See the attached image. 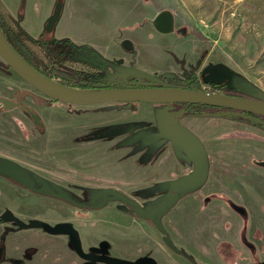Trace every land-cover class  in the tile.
Listing matches in <instances>:
<instances>
[{
  "label": "rangeland",
  "instance_id": "374dc122",
  "mask_svg": "<svg viewBox=\"0 0 264 264\" xmlns=\"http://www.w3.org/2000/svg\"><path fill=\"white\" fill-rule=\"evenodd\" d=\"M168 1L176 10L181 3ZM59 2L61 16L47 32ZM0 3L22 30L21 25L41 30L50 58L39 57V46L15 31L18 54L69 89L120 90L160 80L174 88L264 101V4L258 0L241 5L224 0L222 19L208 32L178 10L176 32L169 34L155 29L153 17L144 19L136 0ZM0 38L14 50L1 28ZM127 46L134 49L127 52ZM219 67L230 72L226 85L205 82L206 71ZM0 160L22 166L38 186L49 184L94 206L81 208L65 196L38 193L0 175V238L6 229L0 264H98L82 260L68 236L32 227L40 223L70 225L82 236L84 251L125 264L151 256L162 264L157 255L162 243L175 247L161 252L166 264L264 262V169L252 164L264 160V127L242 117L186 112L180 103L57 101L0 56ZM196 165L203 168L199 180L188 176ZM108 189L137 206L115 198L97 208ZM185 197L197 211L180 218L185 212L178 210L166 219ZM7 212L20 224L2 218Z\"/></svg>",
  "mask_w": 264,
  "mask_h": 264
},
{
  "label": "water",
  "instance_id": "95a60500",
  "mask_svg": "<svg viewBox=\"0 0 264 264\" xmlns=\"http://www.w3.org/2000/svg\"><path fill=\"white\" fill-rule=\"evenodd\" d=\"M63 3H57L55 11L48 23L46 31L53 32L54 28L61 16ZM155 29L158 32L169 34L175 31L176 21L175 15L171 10L164 9L160 11L152 20ZM0 56L25 80L34 87L39 89L45 95L54 100L62 101L70 104L89 105L104 102H145V103H199L211 105L219 108L221 111L210 112L213 116H245L246 114H257L264 116V101L251 98H244L230 95H220L207 91H195L182 88L171 87L168 83L158 81L163 88L148 89H120V90H103V91H78L69 89L63 85L55 83L50 78L42 74L26 60H24L15 50H13L6 42L0 38ZM229 71L226 69H215L204 75V81L211 84H224L228 81ZM257 119V118H256ZM264 123V120L257 119ZM264 166V160L258 161ZM0 174L6 176L12 181L30 188H34V180L28 176L19 166L11 161L0 160ZM40 192H47L50 195L62 197L67 195L66 192H57L49 185H44L39 189ZM111 197H106L108 191H105V198L96 206L104 207L107 202L114 196L128 201L129 199L119 190L110 189ZM70 201L81 208L92 209L94 206L78 203L70 198ZM47 231L57 234L71 235L77 244L78 251L82 256L85 255L82 250L81 240L78 231L67 224L52 226L44 224ZM142 264H155L154 261H145ZM264 264V263H263Z\"/></svg>",
  "mask_w": 264,
  "mask_h": 264
},
{
  "label": "crops",
  "instance_id": "0c3cea01",
  "mask_svg": "<svg viewBox=\"0 0 264 264\" xmlns=\"http://www.w3.org/2000/svg\"><path fill=\"white\" fill-rule=\"evenodd\" d=\"M136 1H138V3L140 4L139 5V7H140L139 11L141 13L143 12V15L142 16L144 17V19L147 18V20H148L151 17L155 18V16L160 11H162L164 9H168V10H171L174 13V15H175V21H176V19L178 18V12L177 11L179 10V12H182L183 16H185L186 19L188 18V20L192 21L190 24L195 23L196 25L199 26L200 30H202L203 32H208L210 30V28H215L216 27V24L220 22V20L222 19L221 18V16H222L221 15L222 6L224 4V0H195V1L193 0L194 2H191V1L190 2H187L186 0H180L181 3L178 4L177 10H176V8H174L173 5H170L168 3L169 2L168 0H136ZM232 1L236 5H241V4H252V3H254L257 0H232ZM258 1H260V2H262L264 4V0H258ZM236 10H237V8H236ZM217 13H218V15H217ZM213 15H214V18L212 19V16ZM212 21H213V23L215 25L209 24V23H212ZM214 21H216V22H214ZM176 25H177V22H176ZM21 26L24 28V30L28 33V35L32 39H34L36 41H39L40 43L41 42H45L41 38V36H42V34H40L41 33V30H37L35 27L28 28V27L23 26V25H21ZM174 32H176V30ZM127 42H131V41L128 40ZM131 43H133L132 46H134V42L132 41ZM129 46H127L126 47L127 49H125L127 52H130L131 51L130 49H134V47L131 46V48H130ZM209 51L211 53V50H209ZM205 56L206 57L207 56H210V54H206ZM204 68H206V65H205ZM211 69H225V68L219 67V68H211ZM208 72H209V70H208ZM208 72L206 71V73H208ZM190 172H192V171H190ZM184 199L185 200H182V201H180L178 203L179 207H178V205L175 206L173 209L170 210L169 213L166 214V219H167V217L169 218L170 216H173V214H175L176 211H178V210L185 212L184 215H181V216H180V214L178 215V217L180 216V218L187 217V212H192L194 210L197 211V207H194L195 206L194 205V201H193V199L191 197H185ZM187 200H190L191 201L188 204V206L186 204L187 203ZM189 205H193V206H189ZM180 208H182V209H180ZM180 218H178V220L176 221V223L179 222V219ZM132 219L134 221H138L135 217H133ZM141 220H143V219H141ZM164 228H165V226H164ZM159 245H161V246H160V250H157L158 251L157 252V255L161 259L162 264H166V261L164 259V255L161 252L163 250H167L169 252H172V250H173L172 247L173 246H170V245H168L166 243H162V244H159ZM210 247L212 248V250L214 249L213 244H212V246L210 245ZM173 248H175V247H173ZM144 252H147V251H144ZM196 252H197L196 253V256L205 257L204 254H203V252H201V251L199 252V250H196ZM209 252L210 251L206 252V254H208ZM151 257L158 264L157 259L155 257H153V256H151ZM185 261L187 262L186 264H193V263H190L189 261H187L186 259H185ZM179 263H181V262H179Z\"/></svg>",
  "mask_w": 264,
  "mask_h": 264
},
{
  "label": "flooded vegetation",
  "instance_id": "af4514ba",
  "mask_svg": "<svg viewBox=\"0 0 264 264\" xmlns=\"http://www.w3.org/2000/svg\"><path fill=\"white\" fill-rule=\"evenodd\" d=\"M50 33H52V32H50ZM210 72V71H209ZM229 78H230V72H229ZM228 78V79H229ZM154 82H153V84L152 85H150V86H139V87H130V88H127V89H148V88H163L164 86L163 85H161L157 80H153ZM182 89H189V90H195V91H204L202 88H196V87H193V88H182ZM213 93V92H212ZM239 97V96H238ZM245 98V97H244ZM180 104H185V103H180ZM7 105H8V103H7ZM209 106H211V105H209ZM213 107V106H212ZM214 109H216V111H221L219 108H217V107H213ZM203 113H205V112H203ZM239 117H242L243 118V120H246L248 123H252L253 125H257V126H259V127H264V123H262V122H260V121H258L257 119H260V120H264V116H262V115H257V114H246L245 116H239ZM257 118V119H256ZM4 161V160H3ZM13 163H15V162H13ZM17 166H19L28 176H30L33 180H34V182H35V186H34V188L32 189V188H30V187H27V186H24V185H20V184H18V183H16V182H14V181H12L11 179H9V178H7L6 176H4V175H1V176H3L5 179H8V180H10L11 182H13V183H15V184H17V185H20V186H24V187H27V188H30L31 190H34V191H36V192H38V193H47V192H45V191H43V192H40L39 191V189L40 188H42L44 185H49V184H42L41 186H38L37 185V181L34 179V177L32 176V175H30L22 166H20L19 164H17V163H15ZM252 164H254V165H258V166H260V167H262L263 169H264V166H262V165H260L259 164V162L258 161H254ZM203 168L200 166V165H196V169H195V171H192V172H189L188 173V176H191L192 174V177L190 178V179H200V178H198L197 176L200 174V173H202L203 171H201ZM206 175H207V170H206ZM194 181V180H193ZM195 184V183H194ZM50 187H51V185H49ZM53 188V187H52ZM55 190V189H54ZM56 191V190H55ZM108 191V193L106 194V197L108 198V197H111L112 196V193L110 192V190L108 189L107 190ZM57 192H59V191H57ZM61 192H63V191H61ZM104 193H105V191H104ZM48 194V193H47ZM50 195V194H49ZM52 196H54V195H52ZM63 196H65V197H67L68 199H69V201H70V196H69V194L67 193V195L65 194V195H63ZM62 196V197H63ZM104 196V195H103ZM126 196V195H125ZM58 197V196H57ZM127 197V196H126ZM103 198H105V196L103 197ZM115 198H118V199H121L122 201H124V202H126L127 204H129L131 207H132V205H133V200L132 199H129L128 197V201H125L124 199H122V198H119V197H117V196H114L113 197V199L112 200H110L109 202H111V201H113V200H115ZM109 202H107V203H109ZM135 203V205L137 204L136 203V201L134 202ZM137 206V205H136ZM133 208V207H132ZM236 208H237V211L240 213V214H244L245 213V209H244V207H240L239 205H236ZM93 209V208H92ZM134 209V208H133ZM135 212H136V210H135ZM2 218H6L7 220H9V221H16V222H20L19 221V219L17 218V217H15V215L12 213V212H7V213H3V215H2ZM3 220V219H2ZM22 223V222H21ZM20 224V223H19ZM44 224H47V223H40V224H35V225H33L32 227L33 228H35L36 230H44V231H46L47 233H49L50 234V236H57V235H66V236H68L70 239H71V241H72V243H73V247H74V249H75V251H76V253L82 258V260H84L85 262H91V263H94V262H96V263H98V264H125L124 262H119V260L120 259H111L110 257H104V256H102V257H98V256H92V254H90L88 251H84V249H83V246H82V250H83V252H84V254L85 255H88V256H82L80 253H79V251H78V247H77V244H76V242L74 241V239L72 238V236L71 235H68V234H57V233H52V232H49V231H47V229L44 227ZM159 224H161V223H159ZM53 226V225H52ZM57 226V225H56ZM161 226V225H160ZM5 232H6V229H5V231H3V236L1 235V238H0V263H2L4 260H5V254H6V249H5V245L2 243V238L4 237V234H5ZM79 233V232H78ZM79 236H80V233H79ZM80 240H81V245H82V236H80ZM88 252V253H87ZM41 260V262H42V259H40ZM145 261H154L155 262V264H157V262L153 259V260H145V259H143V261H142V263L143 262H145ZM191 263H193V264H196V261L194 260V259H190L189 260ZM142 263H138V264H142ZM264 262H260V264H263ZM57 264H61V263H57ZM66 264V263H65ZM68 264H71V263H68Z\"/></svg>",
  "mask_w": 264,
  "mask_h": 264
},
{
  "label": "trees",
  "instance_id": "16d2710c",
  "mask_svg": "<svg viewBox=\"0 0 264 264\" xmlns=\"http://www.w3.org/2000/svg\"><path fill=\"white\" fill-rule=\"evenodd\" d=\"M0 28L3 32V34L5 35V37L10 42V44L14 47V50L16 52H17V50L15 48V44L13 43V34L15 33V31H16V33H19L21 35V37L24 38L26 41H28L32 44H35V46L36 45L39 46L37 49V53H38L39 57H42L43 59H46V60L50 58L49 53L47 52L45 46L41 45V43L39 41H34L33 39H31L29 37V35L24 30H22L19 26L16 25V21L13 18L11 12L7 9V7H5V5L3 3H0ZM19 55L23 59H25L28 63H30L29 60H27V58H25V56L23 54H19ZM41 73L44 74L45 76H47V74H45L43 72H41ZM60 84L65 85L63 83H60ZM223 85H226V83H224ZM183 105H184L186 112L203 111L205 113H210V112H213V109H214L212 106L205 105V104H199V103H185ZM203 109H206V110H203ZM214 111H216V109ZM132 206L134 208L136 207L134 202H133ZM169 209L170 208L166 206L163 209V211L167 212Z\"/></svg>",
  "mask_w": 264,
  "mask_h": 264
},
{
  "label": "built area",
  "instance_id": "2783aa9c",
  "mask_svg": "<svg viewBox=\"0 0 264 264\" xmlns=\"http://www.w3.org/2000/svg\"><path fill=\"white\" fill-rule=\"evenodd\" d=\"M204 91H207V92H211V91H208V89H206V88H202ZM214 93V92H213ZM216 94H218V93H216Z\"/></svg>",
  "mask_w": 264,
  "mask_h": 264
}]
</instances>
